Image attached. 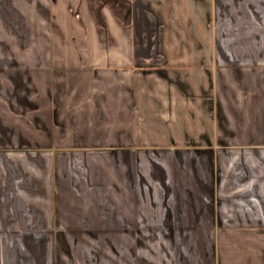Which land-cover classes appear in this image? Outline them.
<instances>
[{"label":"crops","instance_id":"obj_1","mask_svg":"<svg viewBox=\"0 0 264 264\" xmlns=\"http://www.w3.org/2000/svg\"><path fill=\"white\" fill-rule=\"evenodd\" d=\"M0 264H264V0H0Z\"/></svg>","mask_w":264,"mask_h":264},{"label":"rangeland","instance_id":"obj_2","mask_svg":"<svg viewBox=\"0 0 264 264\" xmlns=\"http://www.w3.org/2000/svg\"><path fill=\"white\" fill-rule=\"evenodd\" d=\"M14 52H15V51H14ZM15 55H16V56H13V57L17 58L18 55H17L16 52H15ZM23 60H24V59H22V58L20 59V61H23Z\"/></svg>","mask_w":264,"mask_h":264}]
</instances>
